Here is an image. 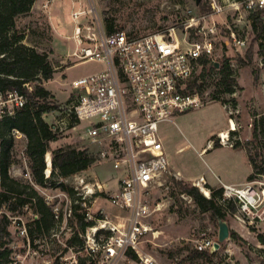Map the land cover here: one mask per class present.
<instances>
[{"label": "rangeland", "instance_id": "rangeland-1", "mask_svg": "<svg viewBox=\"0 0 264 264\" xmlns=\"http://www.w3.org/2000/svg\"><path fill=\"white\" fill-rule=\"evenodd\" d=\"M81 1L84 7L88 8L87 0ZM89 1L97 7L104 27L105 12H108L116 27L119 26L121 31L135 37L178 25L186 19L189 9H195L194 0ZM45 4L47 0H36L31 15L18 20L17 30L25 34L26 45L36 47L38 51L50 55L56 72L53 80L45 83V87L55 96L58 105L66 106L73 96L71 82L98 72L103 66L91 61L80 63L67 57L74 49V42L70 43L68 39L74 26L70 16L72 10L70 0H53L47 8L44 7ZM77 7L79 8L78 4ZM257 43L254 35L250 34L246 49L238 52L228 51L237 69L234 95H222L218 99H213L216 78L211 73L205 79L202 94L208 104L197 110L177 114L171 122L161 125L160 137L166 149L170 168L169 172L163 175L160 184L144 193V200L150 205L152 215L144 221L149 229L141 239L138 251L123 250L115 257H110L104 250L93 253L89 246L99 245L108 236L104 233L108 231L97 230L94 238L93 227L77 236L83 242L84 250L79 244L74 243L70 246L68 241L77 233V225L71 223L72 217L69 216V212L71 206L78 201H73L59 188L36 186L53 207L60 209L65 220L56 223V230L49 237L50 242L42 244L40 254L34 257L28 255L22 260L23 263L52 264L56 258H60L59 255L65 254L64 259L68 264H80L81 260L85 264H145L146 257H152L155 264H264V243L261 239L264 238V201L252 208L253 215L242 212L237 204V213L225 220L230 226V237L215 252L217 255L213 263L201 259L187 260L190 251L197 249L204 240L218 241L219 220L211 213L201 211L192 198L183 193L182 186L176 183L182 181L197 186L196 183L204 179L201 183L210 193L209 186L215 189L222 188L220 180L225 183L248 182L247 177L253 171L248 156L254 153L257 145L253 139L255 125L258 129L259 143L264 142V60L262 64ZM220 44L221 40L218 48ZM220 53L219 49L218 54ZM238 58H242L245 64H240ZM65 70L67 75L63 74L62 79H59L58 76ZM203 73L204 69L200 68L193 79H202L200 76ZM207 74L206 71L205 76ZM221 99L229 103L235 99L237 104L233 109L231 103L232 110L225 109ZM58 114L59 112H53L46 119L50 123L58 122L60 121L57 118ZM230 119L236 123V129L232 131ZM83 125L79 124L76 129L62 132L61 139L53 142L50 148L54 150L66 145L77 148L90 147L82 138ZM222 132H227L230 140L228 144H232L233 147L222 145L219 137ZM211 139L221 147L214 148ZM237 141L242 144V148L234 147ZM208 142L212 145L201 156L199 153ZM25 145V138L16 139L14 150L16 163L12 165L10 174L16 179L32 182L26 175L28 163L26 166L22 156ZM47 175L46 173V177ZM125 176L122 171L116 170L111 162L99 160L90 171L59 181L72 186L77 193L79 192L76 195L78 197L84 187L79 182L84 179L85 185L99 193L86 198L91 201L92 207L89 212L92 219L95 222L102 220V223L110 221L122 230L131 212L113 206L110 198L118 193L121 180ZM201 176L204 178L197 181ZM256 181L260 187L261 183L264 184V177ZM97 182L109 184L107 190L99 191L95 184ZM197 188L205 196L200 187ZM32 212L20 208L17 213L10 216L18 215L27 223L32 219ZM97 224L98 222L95 227L99 225ZM232 231L237 232L243 241L233 239ZM114 235H119V232ZM18 243L21 247L24 246L22 239ZM130 252L136 254V260L128 257ZM49 261L51 263H48ZM62 261L65 262L64 260L60 262Z\"/></svg>", "mask_w": 264, "mask_h": 264}, {"label": "built area", "instance_id": "built-area-1", "mask_svg": "<svg viewBox=\"0 0 264 264\" xmlns=\"http://www.w3.org/2000/svg\"><path fill=\"white\" fill-rule=\"evenodd\" d=\"M52 1L47 0L44 7L47 8ZM70 2L74 29L72 37L68 39L73 40L74 49L67 57L80 63L95 62L103 68L71 82L73 96L68 105L62 107L64 111H57L60 121L51 124L54 131L61 133L84 124L82 138L89 143L88 148L95 151L100 161L111 162L116 170L126 175L121 180L118 193L110 198L113 206L131 212L122 230L110 221L102 223V220H96L99 225L95 227L96 222L89 212L91 201L86 199L95 191L85 185L84 179L79 182L84 186L80 192L82 196H78L83 208L80 212L95 222L94 238L97 230L108 231L104 232L108 233L104 241L96 245L93 239L96 246L89 248L93 253L104 250L110 257H115L123 250L138 251L141 239L148 233L149 228L144 221L152 215V209L144 200V193L160 184L170 168L160 137L161 125L171 122L177 114L208 104L202 95L205 79L211 73L217 79L225 60L230 62L235 77L237 69L228 51L246 49L250 34L257 39L263 64L264 0H201L198 5L194 0L195 9H189L188 16L181 23L140 37L130 36L125 31L108 34L94 3L87 0L86 8L81 0ZM204 6L206 10H202ZM253 14L260 15L261 19L257 31H253ZM205 62L208 74L204 80H198L201 90L191 92L189 82L197 70L204 69ZM216 63L218 67L214 65ZM66 73L65 70L58 78L62 79ZM26 102V97L18 91L0 93V121L14 116ZM231 103H225L224 108L232 110ZM71 111L75 113L76 122L71 119ZM219 137L223 146L229 145L228 137ZM14 138L24 136L15 132ZM229 146L233 147L232 144ZM22 156L27 166L24 151ZM50 173L47 177H50ZM26 175L32 181L29 168ZM257 183L256 180L242 185L221 182L223 199L235 200L242 212L253 215L252 208L264 201V184L258 187ZM95 184L101 192L108 188V185ZM22 209L32 212L28 205ZM54 212L58 224L65 220L59 208L54 207ZM32 213V219L26 223L18 215L10 216L12 213L7 211L5 204L0 207V264H25L22 260L28 255H39L42 244L50 242L49 237L55 228L43 237L30 235L31 224L39 219L37 214ZM72 215L71 206L69 216ZM5 227L6 230H3ZM116 232L119 235H114ZM20 239L24 241L23 247L18 243ZM213 245V241L204 240L197 249L206 251ZM81 247L85 249L84 244ZM64 256L59 255L60 258H56L52 264L58 259L65 261ZM61 263L68 264L66 261ZM155 263L152 257L145 258V264Z\"/></svg>", "mask_w": 264, "mask_h": 264}, {"label": "trees", "instance_id": "trees-1", "mask_svg": "<svg viewBox=\"0 0 264 264\" xmlns=\"http://www.w3.org/2000/svg\"><path fill=\"white\" fill-rule=\"evenodd\" d=\"M35 2L36 0H0V93L18 91L27 99L25 106L14 116L5 117L0 121V207L5 204L7 211L14 214L28 205L39 216V219L31 224L29 232L32 237L39 238L50 234L57 222L53 205L40 194L36 186L59 188L73 201H79L80 198L76 197L75 189L64 181L91 170L99 162V158L91 148H77L71 145L54 150L50 148L53 142H57L63 136L61 132L54 131L52 124L46 119L50 113L64 111L63 105H58L55 96L45 87V83L53 80L56 70L50 60V55L38 51L36 47L26 45L24 43L25 34L17 30L18 20L31 15ZM202 10H206V6L202 7ZM251 18L253 31H257L261 24L260 15L253 14ZM104 21L108 34L121 31L119 26H115L108 12H105ZM237 61L245 64L242 58H238ZM229 64L230 62L225 60L221 66L215 83L216 90L213 93V99H218L222 95L232 96L236 93L234 87L237 82ZM207 67L205 62L204 73L200 76L201 80L206 77ZM198 80L200 79L189 82L188 89L191 92L201 90ZM225 103L227 102L222 100V104ZM232 103L235 107L237 101L233 99ZM70 114L71 119L76 122L75 113L71 111ZM15 132H19L25 138L24 153L32 182L16 179L10 174L12 165L16 163ZM253 139L257 145L254 153L248 156L253 169L247 178L248 182L264 177V142L259 143L257 125L253 132ZM211 141L214 143V148L221 147L214 139ZM234 147L242 148V144L237 141ZM50 152L52 170L51 176L46 177V155ZM176 183L182 186L183 193L191 197L201 211L211 213L217 220H226L237 213L236 201L224 200L222 188L215 189L209 186L211 196L208 198L191 183L182 181ZM82 209L80 202L72 205L71 223L74 226L77 225V233L68 241L70 245L74 243L82 245L83 242L77 237L78 234H84L89 227L95 225V222L89 220L85 213L80 212ZM5 222H7L6 219ZM3 230H6V227ZM231 237L243 241L237 232L232 231ZM261 239L264 243V238L261 237ZM216 255V253L212 254L210 249L206 251L194 249L190 251L187 260L201 259L213 263ZM128 257L133 260L137 259L136 254L131 252ZM83 263L82 261L81 264ZM54 264L62 263L58 259Z\"/></svg>", "mask_w": 264, "mask_h": 264}, {"label": "water", "instance_id": "water-1", "mask_svg": "<svg viewBox=\"0 0 264 264\" xmlns=\"http://www.w3.org/2000/svg\"><path fill=\"white\" fill-rule=\"evenodd\" d=\"M195 1L197 5L201 2V0H195ZM214 65L216 67L219 66L218 63ZM46 161H47V158H46ZM229 237H230V226L228 222L225 220H219V237H218V241L214 242V245L211 248V253L217 252L220 249L221 244L225 242L227 239H229Z\"/></svg>", "mask_w": 264, "mask_h": 264}, {"label": "bare ground", "instance_id": "bare-ground-1", "mask_svg": "<svg viewBox=\"0 0 264 264\" xmlns=\"http://www.w3.org/2000/svg\"><path fill=\"white\" fill-rule=\"evenodd\" d=\"M231 126H232V130H235L236 129V123L233 121V120H231ZM220 136H222L223 138H227L228 137V135H227V132H222L221 133V135ZM210 145V144H209ZM212 145V144H211ZM47 165H48V169H47V174H49L50 172H51V167H52V155H50V154H48L47 155ZM202 180L200 181V182H197L196 183V185L198 186V187H200V189H201V191H203V193L205 194V196H209L210 195V193H209V191H208V189H206L203 185H202ZM95 228V227H94ZM100 230V229H99Z\"/></svg>", "mask_w": 264, "mask_h": 264}, {"label": "crops", "instance_id": "crops-1", "mask_svg": "<svg viewBox=\"0 0 264 264\" xmlns=\"http://www.w3.org/2000/svg\"><path fill=\"white\" fill-rule=\"evenodd\" d=\"M53 2V1H52ZM52 2L50 3V4H52ZM51 7V6H50ZM73 29H74V27L72 28V32H71V34L69 35V37L71 38L72 37V35H73ZM69 41H70V43H72L73 42V40L72 39H69ZM68 49H71V48H68ZM72 50V49H71ZM71 52V51H70ZM231 131H232V129H231ZM210 144V145H209ZM210 146H211V142H208V144H207V146L205 147V148H203L202 149V151L199 153L201 156H203L204 154H205V152H206V150L208 149V148H210ZM208 152H209V150H208ZM48 154H50V153H48ZM47 154V155H48ZM47 155H46V158H47ZM48 166V165H47ZM48 169V168H47ZM90 171V170H89ZM47 172V171H46ZM251 173H252V171H251ZM250 173V174H251ZM201 178H204V177H200L199 179H197V181H199ZM248 178V177H247ZM220 182H222V180H220ZM219 183V182H218ZM223 183H225V182H223ZM246 183H247V181H246ZM226 184H233V185H242V184H245V182H236V183H226ZM105 186L106 185H108L109 186V184H104ZM209 197V196H208Z\"/></svg>", "mask_w": 264, "mask_h": 264}]
</instances>
